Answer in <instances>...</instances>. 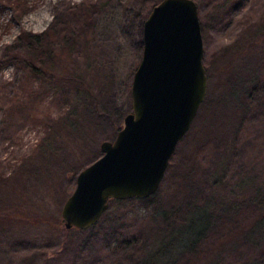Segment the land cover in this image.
<instances>
[{
	"label": "rangeland",
	"instance_id": "obj_1",
	"mask_svg": "<svg viewBox=\"0 0 264 264\" xmlns=\"http://www.w3.org/2000/svg\"><path fill=\"white\" fill-rule=\"evenodd\" d=\"M85 1L35 0L19 21L12 8H0V63L19 51L21 32L42 33L64 4ZM92 1L102 9L91 41L59 67L66 87L40 85L16 63L0 70V264H139L211 199L212 210L221 202L233 209L178 264H264V230L254 231L264 218V0H195L208 103L156 199L111 203L110 220L66 232L61 212L78 174L132 112L144 22L161 0ZM79 77L90 95L75 88ZM133 239L141 245L122 250Z\"/></svg>",
	"mask_w": 264,
	"mask_h": 264
},
{
	"label": "water",
	"instance_id": "obj_2",
	"mask_svg": "<svg viewBox=\"0 0 264 264\" xmlns=\"http://www.w3.org/2000/svg\"><path fill=\"white\" fill-rule=\"evenodd\" d=\"M195 0H161L143 26V56L132 84V112L102 156L83 169L65 201L66 230L98 225L112 201L155 195L171 159L206 101L208 75Z\"/></svg>",
	"mask_w": 264,
	"mask_h": 264
},
{
	"label": "trees",
	"instance_id": "obj_3",
	"mask_svg": "<svg viewBox=\"0 0 264 264\" xmlns=\"http://www.w3.org/2000/svg\"><path fill=\"white\" fill-rule=\"evenodd\" d=\"M32 3V4H31ZM156 4V3H155ZM10 7L16 13L14 17L19 21L22 17L21 11L35 9V0H0V8ZM102 6L99 2L86 0L81 4L66 3L58 9L49 28L42 33L23 31L18 38L19 51L10 59L0 63V70L11 63L20 65L33 81L43 86L66 87L60 74L59 67L68 59L70 54L79 48H84L91 41L95 29V21L101 12ZM148 16V15H147ZM147 18V17H146ZM80 78V77H79ZM81 81L75 88L84 94L90 95L85 81ZM78 80L75 82L77 83ZM74 83V84H76ZM247 91H244V94ZM207 100L201 109L207 104ZM208 105H213L209 103ZM199 113L196 119H199ZM215 186H220L223 177L214 178ZM157 193L142 201L156 199ZM138 199L112 201L118 205H124ZM259 202V200H257ZM110 203V204H111ZM214 200H209L204 205L191 208V217L185 218V226H178L161 239L157 244H152L147 257L139 264H178L181 258L188 254H194L198 246L204 241V237L217 227V220L226 216L227 211L233 209V205L221 204V209L212 210ZM220 203V202H219ZM111 213L105 215L103 222L110 220ZM264 230V218L255 225L254 231L261 233ZM79 230H67L72 233ZM142 239H133L122 243V250L135 249L140 246ZM144 246V244H143Z\"/></svg>",
	"mask_w": 264,
	"mask_h": 264
}]
</instances>
